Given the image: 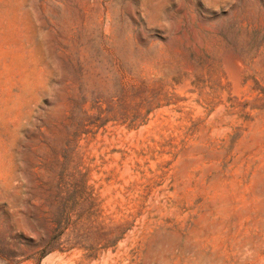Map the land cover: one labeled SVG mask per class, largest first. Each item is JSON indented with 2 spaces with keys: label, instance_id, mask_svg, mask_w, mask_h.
I'll return each instance as SVG.
<instances>
[{
  "label": "rangeland",
  "instance_id": "1",
  "mask_svg": "<svg viewBox=\"0 0 264 264\" xmlns=\"http://www.w3.org/2000/svg\"><path fill=\"white\" fill-rule=\"evenodd\" d=\"M0 264H264V0H0Z\"/></svg>",
  "mask_w": 264,
  "mask_h": 264
},
{
  "label": "bare ground",
  "instance_id": "2",
  "mask_svg": "<svg viewBox=\"0 0 264 264\" xmlns=\"http://www.w3.org/2000/svg\"><path fill=\"white\" fill-rule=\"evenodd\" d=\"M236 42V41H235ZM234 46V45H233ZM236 48V47H235ZM237 57V56H236ZM235 58V57H234ZM240 82V81H239Z\"/></svg>",
  "mask_w": 264,
  "mask_h": 264
}]
</instances>
